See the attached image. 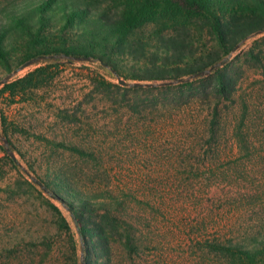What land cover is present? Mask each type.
<instances>
[{"label":"rangeland","instance_id":"obj_1","mask_svg":"<svg viewBox=\"0 0 264 264\" xmlns=\"http://www.w3.org/2000/svg\"><path fill=\"white\" fill-rule=\"evenodd\" d=\"M250 49L262 65H243ZM226 58L243 72L217 116L203 98L180 104L166 91L106 88L99 82L118 78L86 60L42 61L58 64L45 86L14 102L0 94V145L15 157L0 148V264H81L70 211L38 181L55 173L122 206L113 264H240L210 244L264 237V31ZM35 66H0V87Z\"/></svg>","mask_w":264,"mask_h":264},{"label":"trees","instance_id":"obj_2","mask_svg":"<svg viewBox=\"0 0 264 264\" xmlns=\"http://www.w3.org/2000/svg\"><path fill=\"white\" fill-rule=\"evenodd\" d=\"M263 31L264 0L7 1L0 3V66L5 72L26 61L37 66L20 78L5 81L0 94L14 102L45 86L58 72V64L42 61L86 60L98 62L118 79L154 82L148 87L99 82L106 88L115 87L123 93L166 91L172 102L180 104L203 98L217 116L221 101L234 102L243 72L226 57L250 35ZM205 35L211 38L210 45L201 43ZM262 61L261 53L250 49L243 65L256 67ZM218 62L209 73L196 75ZM53 144L82 152L72 144ZM0 148L9 152L3 145ZM38 181L70 211L85 254L84 264H113L112 238L119 227L127 226L115 212L122 206L111 196L76 190L59 173L38 177ZM61 225L67 226L63 217ZM210 246L227 250L224 252L233 263L253 264L264 252V237L253 239L251 245Z\"/></svg>","mask_w":264,"mask_h":264},{"label":"water","instance_id":"obj_3","mask_svg":"<svg viewBox=\"0 0 264 264\" xmlns=\"http://www.w3.org/2000/svg\"><path fill=\"white\" fill-rule=\"evenodd\" d=\"M238 46H239V44H238L236 47H238ZM31 63H32L31 61H26V62H24L23 64H21L19 67H17L16 69H14L13 72L18 71L19 69H21V68H23V67H25V66H27V65H29V64H31ZM219 64H220L219 62H218V63H215V65H213L212 67H210V68H208V69H206V70H204V71L198 72L196 75H204V74H206V73H209V72L211 71L212 68L218 66ZM5 79H6V78H5ZM5 79H4L3 81H5ZM118 81H119V83H120L121 85L134 86V87H139V86L148 87V86H152V85H154V83H150V82H139V81L126 82V81L123 80L122 78H119ZM176 81H178V80H176ZM176 81H172V82H176ZM7 150H8L9 153H10V157H11L13 160H15V157H14L12 151H11L9 148H7ZM80 258H81V264H84V262H85V254H84L83 251H81V256H80Z\"/></svg>","mask_w":264,"mask_h":264}]
</instances>
